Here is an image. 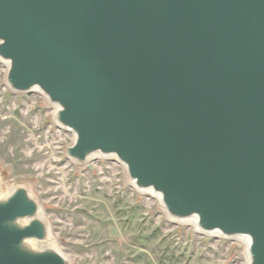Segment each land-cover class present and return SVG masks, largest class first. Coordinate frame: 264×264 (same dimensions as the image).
<instances>
[{
  "label": "water",
  "instance_id": "95a60500",
  "mask_svg": "<svg viewBox=\"0 0 264 264\" xmlns=\"http://www.w3.org/2000/svg\"><path fill=\"white\" fill-rule=\"evenodd\" d=\"M6 84L68 158H115L169 218L264 264V0H0ZM0 264H71L29 189L0 194Z\"/></svg>",
  "mask_w": 264,
  "mask_h": 264
},
{
  "label": "rangeland",
  "instance_id": "374dc122",
  "mask_svg": "<svg viewBox=\"0 0 264 264\" xmlns=\"http://www.w3.org/2000/svg\"><path fill=\"white\" fill-rule=\"evenodd\" d=\"M6 73L0 61V194L25 185L71 264H245L237 239L171 220L115 158L70 160L74 134L57 126L53 105L9 90Z\"/></svg>",
  "mask_w": 264,
  "mask_h": 264
},
{
  "label": "bare ground",
  "instance_id": "6f19581e",
  "mask_svg": "<svg viewBox=\"0 0 264 264\" xmlns=\"http://www.w3.org/2000/svg\"><path fill=\"white\" fill-rule=\"evenodd\" d=\"M6 69H7V67H6ZM54 109H55V112H56L57 107H55ZM157 200H158V198H157ZM187 223L190 224L194 228V230L196 231L195 219H191V220L187 221L185 224H187ZM237 240L243 246L242 247L243 248V254H244V257H245V261H246L245 264H248V258H247V254H246V244L241 239H237Z\"/></svg>",
  "mask_w": 264,
  "mask_h": 264
}]
</instances>
